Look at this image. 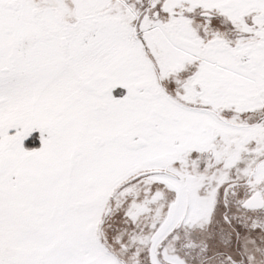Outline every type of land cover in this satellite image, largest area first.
I'll return each mask as SVG.
<instances>
[{"label":"snow or ice","instance_id":"obj_1","mask_svg":"<svg viewBox=\"0 0 264 264\" xmlns=\"http://www.w3.org/2000/svg\"><path fill=\"white\" fill-rule=\"evenodd\" d=\"M0 264H264V0H0Z\"/></svg>","mask_w":264,"mask_h":264}]
</instances>
